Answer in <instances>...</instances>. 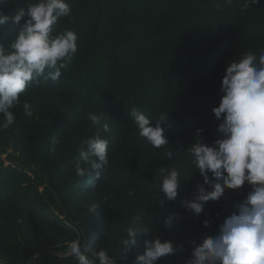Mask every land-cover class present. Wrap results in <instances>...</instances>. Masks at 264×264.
<instances>
[{
	"label": "trees",
	"instance_id": "trees-1",
	"mask_svg": "<svg viewBox=\"0 0 264 264\" xmlns=\"http://www.w3.org/2000/svg\"><path fill=\"white\" fill-rule=\"evenodd\" d=\"M32 0H9L5 15L27 9ZM69 29L78 52L58 81L30 85L13 111L16 122L0 132V261L3 264H76L68 243L86 241L82 252L104 247L117 264H133L144 253V240L171 241L174 255L157 264H187L194 241L216 235L224 220L237 212L251 186L226 190L219 203L209 202L195 216L182 201L194 197L203 177L187 151L200 139L212 146L222 137L221 121L212 111L223 93L229 62L264 49V0L245 8L242 0H68ZM217 4L221 5L217 10ZM16 26L0 27L7 46ZM32 115L24 114L23 102ZM142 111L153 126L168 121V145L155 149L140 137L130 112ZM104 114L111 133L92 125L87 113ZM100 133L109 142L108 159L99 178H80L74 169L82 142ZM59 140L55 155L48 151ZM168 149L181 152L167 159ZM176 165L180 187L175 201L158 193L157 171ZM211 178V173L209 174ZM205 187H208L205 185ZM209 190H211L209 188ZM159 199L164 201L163 207ZM144 213L151 233L140 234L127 260L119 258V241L135 214ZM177 214L171 229L165 218ZM208 221V227L204 222Z\"/></svg>",
	"mask_w": 264,
	"mask_h": 264
},
{
	"label": "clouds",
	"instance_id": "clouds-1",
	"mask_svg": "<svg viewBox=\"0 0 264 264\" xmlns=\"http://www.w3.org/2000/svg\"><path fill=\"white\" fill-rule=\"evenodd\" d=\"M8 2L0 0V27L14 24L17 35L7 46L0 43V132L15 124L13 109L20 105V97L30 85L58 81L62 72L70 68L78 52L79 39L72 30L57 31L56 28L62 18H72L73 9L68 0H32L27 9L18 8L11 15H5L2 6ZM226 2L231 4L232 0ZM259 2L242 0L245 8ZM216 7L219 11L221 5ZM221 92V102L212 111L221 121L217 132L222 138L208 146L200 139L203 129L197 130V139L185 152L192 158L195 172L203 177V184H197L193 199H186L182 204L199 217L209 202L219 203L226 190L238 191L248 184L252 191L243 202L236 203L237 212L224 220L218 234L204 237L199 244L192 242L187 264H264V49L258 55L249 51L238 61L229 62ZM23 110L25 115H32L27 101L23 102ZM130 115L140 137L153 148L168 145L166 129L162 126L168 117L162 115L160 122L153 126V121L136 108ZM87 116L94 127L111 133L104 114L90 112ZM58 141L53 138L49 143L48 151L53 155ZM108 150L109 142L99 132L83 140L81 162L74 169L76 175L86 178L95 172L99 178L109 165ZM180 153L168 149L167 159ZM157 174L160 177L158 193L164 194L167 201H175L182 180L180 171L174 164L160 168ZM163 204L159 199V205L163 207ZM176 219V213L169 214L164 226L171 229ZM131 223L135 227H129L119 241V258L124 260L137 245V237L152 231L148 225L142 226L143 212L135 214ZM204 226L208 227V221ZM85 243L79 238L73 239L65 255H71L76 264H117V259L104 247L90 254L82 252ZM176 251L171 241L145 239L144 253L137 255L133 264H157Z\"/></svg>",
	"mask_w": 264,
	"mask_h": 264
},
{
	"label": "rangeland",
	"instance_id": "rangeland-1",
	"mask_svg": "<svg viewBox=\"0 0 264 264\" xmlns=\"http://www.w3.org/2000/svg\"><path fill=\"white\" fill-rule=\"evenodd\" d=\"M52 253L55 254L57 257H63V256H65V255H64L65 253L58 252V251H56V250H53ZM58 253H59L60 256L58 255Z\"/></svg>",
	"mask_w": 264,
	"mask_h": 264
},
{
	"label": "water",
	"instance_id": "water-1",
	"mask_svg": "<svg viewBox=\"0 0 264 264\" xmlns=\"http://www.w3.org/2000/svg\"><path fill=\"white\" fill-rule=\"evenodd\" d=\"M0 264H3V263L0 261Z\"/></svg>",
	"mask_w": 264,
	"mask_h": 264
}]
</instances>
